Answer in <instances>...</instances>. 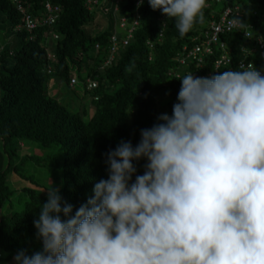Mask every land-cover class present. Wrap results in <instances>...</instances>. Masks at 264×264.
Here are the masks:
<instances>
[{
  "label": "trees",
  "instance_id": "obj_1",
  "mask_svg": "<svg viewBox=\"0 0 264 264\" xmlns=\"http://www.w3.org/2000/svg\"><path fill=\"white\" fill-rule=\"evenodd\" d=\"M20 1L26 14L15 0H0V264L20 250H41L33 221L47 190L60 182V195L74 214L93 195L94 184L107 179L106 154L121 140L135 146L141 129L161 113L171 115L178 78L219 74L223 66L217 69L215 61L222 57L230 59L225 70H239L241 60L264 69V49L256 42L264 38V0H207L204 24L183 37L175 20L153 11L147 0L139 7V0ZM47 2L60 7L51 25L41 22L49 14ZM236 6L243 24L254 26L252 37L244 27L222 33L202 63L188 59L194 45H204L211 22ZM28 14L39 23L32 33L17 29ZM52 77L75 93L82 78L91 106L66 104L49 89ZM89 79L97 88L89 90ZM134 163L143 174L146 161Z\"/></svg>",
  "mask_w": 264,
  "mask_h": 264
},
{
  "label": "clouds",
  "instance_id": "obj_2",
  "mask_svg": "<svg viewBox=\"0 0 264 264\" xmlns=\"http://www.w3.org/2000/svg\"><path fill=\"white\" fill-rule=\"evenodd\" d=\"M147 3L181 37L205 22L207 0ZM26 16L36 26L23 19L17 29L32 33L38 20ZM240 68L178 78L171 115L106 154L107 179L74 214L58 188L47 190L33 221L41 250L18 251L15 264H264V74Z\"/></svg>",
  "mask_w": 264,
  "mask_h": 264
},
{
  "label": "built area",
  "instance_id": "obj_3",
  "mask_svg": "<svg viewBox=\"0 0 264 264\" xmlns=\"http://www.w3.org/2000/svg\"><path fill=\"white\" fill-rule=\"evenodd\" d=\"M216 1H220V0H216ZM15 2L18 4L19 10H21L24 13V9L22 7L21 1L15 0ZM208 6H209V4L207 3V7ZM45 7H46V10L49 12V20L51 22H54L56 17H57V13L59 11V8L57 6L51 4L50 2H47ZM241 18H242V14H241V8L239 6H236L234 8L227 7L223 11V13L221 14V16L218 20H214L211 22V33L209 35H207L205 41H203V42H205L204 45H200V44L194 45V47L188 51L187 58L195 61L198 64L202 63L203 56L211 55L214 53L213 46L219 44L220 34L240 29L237 26H235L234 24H232V21L238 19L242 22ZM24 21H25L27 27L30 29L34 28L36 26V23L29 16H26L24 18ZM135 24H137V22H135ZM122 25H124V24H122ZM244 28H245V35L250 38L252 36L251 30H253L254 26L252 24H247L244 26ZM129 31H130V33L128 36H129V38H131L132 30H129ZM112 39L114 42L113 45L115 47L117 45L116 37L113 36ZM256 42H257V45L261 49H264V38L262 36H258L256 39ZM125 43H126V41H125ZM221 46L223 47L224 43H221ZM185 49L187 50V47ZM185 61H186V59H184V58L181 59L182 64H185ZM229 62H230V59L222 57V58L217 59L215 61V67L218 69L221 66H224V65L226 66ZM249 63L253 64L257 70H259L262 74H264V69L257 67L252 61H249V60H241L238 63L239 70H241V68H240L241 65L246 67ZM71 82H72V84L75 83L76 79L72 78ZM96 86H97L96 82H92L89 84V87H96Z\"/></svg>",
  "mask_w": 264,
  "mask_h": 264
},
{
  "label": "rangeland",
  "instance_id": "obj_4",
  "mask_svg": "<svg viewBox=\"0 0 264 264\" xmlns=\"http://www.w3.org/2000/svg\"><path fill=\"white\" fill-rule=\"evenodd\" d=\"M104 1V0H101ZM97 20H99L101 25H105L107 24V19L102 18L101 16H99L97 18ZM258 34V32H257ZM4 35H0V40L3 39ZM2 42V41H1ZM224 71H230V70H225L224 66L221 68V72L223 73ZM219 73V74H220ZM79 78V77H78ZM83 83L84 80L81 78L79 79L77 85H76V90L77 92L75 93V91H71V89H68V87H66V83L65 81H63L62 79L56 78V77H52L51 81H50V87L49 89L51 90L52 93H55L56 95H59L60 98L66 102V104H71L73 106V108H78L80 107L81 103H88V106H91V92H86L85 89L83 88ZM54 182V180L52 181ZM55 183V182H54ZM58 182H56L57 184ZM62 186V184L59 182L57 188H60ZM3 264H15L14 259H11L9 261H6Z\"/></svg>",
  "mask_w": 264,
  "mask_h": 264
}]
</instances>
